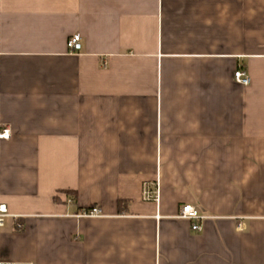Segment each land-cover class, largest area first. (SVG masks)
<instances>
[{"label":"crops","instance_id":"1","mask_svg":"<svg viewBox=\"0 0 264 264\" xmlns=\"http://www.w3.org/2000/svg\"><path fill=\"white\" fill-rule=\"evenodd\" d=\"M0 125L1 262L264 264V0H0Z\"/></svg>","mask_w":264,"mask_h":264},{"label":"built area","instance_id":"2","mask_svg":"<svg viewBox=\"0 0 264 264\" xmlns=\"http://www.w3.org/2000/svg\"><path fill=\"white\" fill-rule=\"evenodd\" d=\"M66 47L70 52H77L81 49L80 45V37L78 34L73 35L70 37L66 43ZM233 80L239 85L248 86L250 83V77L247 75L246 72L242 70H237L233 74ZM10 137V130L8 127H2L0 125V140L8 139ZM99 215V211L93 209L84 213L85 217H97ZM9 217H13L10 215L7 209V206L0 202V230L4 227L5 220ZM16 218V217H13ZM177 219L188 221L191 223L190 229L193 232H201L202 231V224L206 220L211 219L212 217L205 214L204 211L196 208L193 205L185 204L180 208L178 215L176 216ZM19 227H21L19 225ZM243 229L241 224L237 225V230L241 231ZM0 264H15V263H8V262H1Z\"/></svg>","mask_w":264,"mask_h":264},{"label":"trees","instance_id":"3","mask_svg":"<svg viewBox=\"0 0 264 264\" xmlns=\"http://www.w3.org/2000/svg\"><path fill=\"white\" fill-rule=\"evenodd\" d=\"M70 194V193H69ZM126 202L125 201H119L118 202V209H123L126 206Z\"/></svg>","mask_w":264,"mask_h":264}]
</instances>
